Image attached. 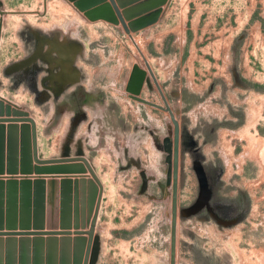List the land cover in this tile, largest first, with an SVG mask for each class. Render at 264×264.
Instances as JSON below:
<instances>
[{"label": "rangeland", "instance_id": "1", "mask_svg": "<svg viewBox=\"0 0 264 264\" xmlns=\"http://www.w3.org/2000/svg\"><path fill=\"white\" fill-rule=\"evenodd\" d=\"M112 1L118 12L140 2L131 10L140 11V23L148 14L149 0ZM103 3L110 6L103 11L114 14L110 1ZM186 4L165 0L156 20L135 31L128 25L137 24L138 15L124 19L126 33L119 20L90 19L91 7L73 1L0 0V18L6 19L1 98L8 97L33 120L38 159L80 155L101 185L93 264H170L171 239L172 264H264V142L255 138L246 144L219 131L227 120L203 107L206 94L191 93L178 74L187 47L166 35L155 49L142 36L154 24L178 22ZM133 66L145 72L137 96L146 103L126 91ZM154 105H166L178 125L173 225L172 124L168 112ZM261 122L264 134V111ZM198 170L205 178L204 196ZM57 175H62L54 176L58 182L91 178L87 171ZM36 177L34 172L0 174V231H46L65 221L73 229L72 203L66 213L63 205L55 208L45 200L39 205L33 188L29 203L23 202L19 182L25 178L32 186ZM11 178L15 200L5 183ZM40 180L46 187L48 176ZM81 223L88 229L86 208L82 217L78 213V228ZM0 237V264H5L2 239L7 236Z\"/></svg>", "mask_w": 264, "mask_h": 264}, {"label": "water", "instance_id": "2", "mask_svg": "<svg viewBox=\"0 0 264 264\" xmlns=\"http://www.w3.org/2000/svg\"><path fill=\"white\" fill-rule=\"evenodd\" d=\"M69 1H73L74 5L79 8L86 9L87 7H91L90 11L86 13L90 19L100 18L112 23H116V21L119 20L123 25L124 31L128 33V29L130 31H135L152 24L159 14V5L165 0H149L147 3V6L149 7L148 14L146 15V18L144 17L145 19L141 23L139 20L140 11L134 15L133 11L131 13L132 8L136 9V7H140V2H136L134 6L128 7L125 11L118 12L115 3L112 0H109L114 15L107 14L103 11L102 8L104 6L107 7V9L110 8L108 4L103 3V0H84L83 2L75 0ZM96 1H99V6L94 5L97 3ZM131 2L132 1L130 0L127 4ZM1 13L2 11H0V15ZM136 15H138L137 21L139 22L137 24L132 22L133 24L128 25L127 29V27L124 26L123 20ZM147 71L160 94L163 103H165L159 86L148 67ZM144 77L145 72L137 68V66H133L127 81L126 91L130 93L129 96L132 99L146 103L144 99L137 96ZM145 82L149 86L147 79ZM159 109L168 112L169 120L172 124V185L170 208L171 222L173 225L175 212L178 125L166 105L164 108L159 107ZM31 162H34L36 165L32 166ZM85 171L90 175V180H85L84 177H79L78 180L76 177H72L74 178L72 181H69V177L62 179L59 182L54 180L56 179L54 176H62L57 174L80 176L76 174ZM3 172L10 175H14L17 172L24 175L30 174L31 172L36 174L37 177L36 180L33 181L32 186H30L29 181L25 178L19 182L23 195L22 200L25 204L29 203V188H33V196L36 197L39 205H43L45 201L48 206L51 205L55 207L63 205L66 208L63 210V213L70 212L69 206L71 203L73 205L72 230L69 229V222L65 221L64 223L58 224V229H54L55 224L53 223L46 231H0V236H7L4 240L2 239L6 246L4 251L5 255H7L5 257V264H93L97 250V236L94 235L93 228L101 195V185L99 181L86 159L80 155L38 159L36 152L35 125L33 120L27 116L26 112L22 111L8 100L0 97V174ZM198 175L201 182L202 195L204 196L206 187L204 174L202 171L198 170ZM43 176H48L46 187L43 185L44 182L40 180ZM5 183L10 190L11 200H15L14 192L16 190V181L11 178ZM1 184L0 181V186ZM56 186H58V188H56ZM43 190H46V197H43L45 196ZM84 208H86V217L89 221L88 229L86 230L82 228V223L80 226L81 228H78L77 226L78 213H80V216L82 217ZM14 236L20 237L16 239ZM172 236L173 229L171 227V238ZM172 249L173 245L171 239L170 264H172Z\"/></svg>", "mask_w": 264, "mask_h": 264}, {"label": "crops", "instance_id": "3", "mask_svg": "<svg viewBox=\"0 0 264 264\" xmlns=\"http://www.w3.org/2000/svg\"><path fill=\"white\" fill-rule=\"evenodd\" d=\"M225 1L187 0L178 22L154 24L142 36L155 49L166 35L173 36L171 43L187 47L178 74L191 93L206 94L203 107L227 120L219 123V131L246 144L255 138L264 142V0ZM5 20L2 17L0 24V60L5 54ZM203 107L198 114L205 112Z\"/></svg>", "mask_w": 264, "mask_h": 264}]
</instances>
